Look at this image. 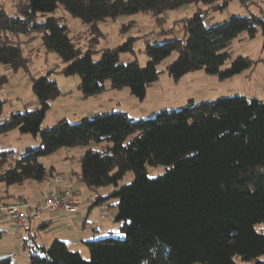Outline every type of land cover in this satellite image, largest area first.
<instances>
[{
  "label": "trees",
  "instance_id": "16d2710c",
  "mask_svg": "<svg viewBox=\"0 0 264 264\" xmlns=\"http://www.w3.org/2000/svg\"><path fill=\"white\" fill-rule=\"evenodd\" d=\"M229 1L17 0L10 13L0 0V90L11 74L29 70L32 58L25 46L36 38L62 60L61 73L79 76L83 97L107 88H127L143 99L158 78V64L173 51L177 56L166 70L175 79L197 69L219 79L231 77L252 62L239 55L223 66L230 58L227 47L241 32L252 39L260 30L264 49V8L214 22L208 11L223 10ZM60 6L88 24L94 47L83 51L76 46L60 17L38 20ZM182 6H193L192 13L181 19L183 35L145 39L148 60L144 65L119 58L120 51L133 50V37L114 48L95 49L102 35L98 23L139 12L151 13L162 23L164 12ZM94 51L101 52L97 59ZM53 72L49 69L31 77L34 107L25 104L23 111L3 115L6 99L0 95V135L18 130L40 138L18 155L0 149V186L26 180L48 182L61 173L42 158L60 148L84 145L78 170L70 174L96 192L94 204L114 200V223L123 236L112 235L113 229L85 240L89 251L85 258L61 239L46 248L33 243L30 234L31 241L25 243L29 264H241L239 260L264 264V228H255L264 222V99L231 95L189 100L179 109L163 108L148 117L112 109L77 121L62 118L42 128L50 102L62 94ZM160 164L165 171L149 177L147 166ZM129 170L133 179L119 185ZM99 187L111 190L100 194ZM18 198L26 199L21 195L14 199ZM96 232L93 237L101 235ZM4 234L0 228V240ZM0 264L14 263L5 255Z\"/></svg>",
  "mask_w": 264,
  "mask_h": 264
},
{
  "label": "rangeland",
  "instance_id": "374dc122",
  "mask_svg": "<svg viewBox=\"0 0 264 264\" xmlns=\"http://www.w3.org/2000/svg\"><path fill=\"white\" fill-rule=\"evenodd\" d=\"M3 1L5 9L12 13L14 11L13 3L17 0ZM245 2L241 0H230L226 8L223 10L210 9L208 15L210 17L212 16L214 22H222L231 15H248L251 11L259 12L264 8V0H245ZM192 11L193 6H182L175 10L164 12V20L162 23H157L155 16L151 13L142 12L131 15H119L114 20L98 23L101 27L102 35L99 37L95 49H103L106 47L114 48L128 37H133V50L120 51L119 58L123 62L136 59L141 65H144L148 60V56L145 53V39L160 41L183 35L181 19L189 16ZM50 15L60 17V23L67 25L69 35L76 46L80 47L83 51L94 47L90 39L92 32L88 29L87 23L82 22L79 18L71 16L61 6L58 7L53 14L47 13L46 15H39L38 20H45L46 17ZM162 30H166V32H161ZM262 42L263 39L260 30L256 32L252 39L247 38V33L245 31L234 38L227 47L230 58L224 62L223 66H227L232 59L239 55L249 57L252 62L248 68L225 79H219L216 75L208 74L203 69L188 71L177 79L173 78L166 70L167 64L177 56V53L173 51L158 64V78L148 86L146 95L143 99H139L130 94L127 88H107L100 94L88 97H82L81 94L80 98H78L76 95H79L77 93L80 92L78 89L79 76H66L61 73L60 69L63 66L62 60L55 52L46 50L41 45V41L36 38L29 45L25 46L26 54L32 58L29 70L27 72L20 70L13 75L11 74L8 81L4 84L3 89L0 90V95L6 99L3 115H7L11 110L23 111V106L25 104H28L29 108L36 106L37 99L32 91L31 77L40 73H46L49 69H53L54 72L51 77L56 79L58 86L65 93L50 102V106L42 123V128L50 126L62 118L77 121L84 116L82 114L85 113L87 109L94 108V110H98L100 103L104 106H111V103H118V106L128 113H134L137 112L139 108L146 107L150 112L142 113V116L138 117H148L163 108L179 109L189 100L199 102L231 95H244L247 98L257 97L264 99V49L262 48ZM100 54V51H94L93 58L97 59ZM111 109H114V107ZM39 142V134H25L20 133L18 130H13L7 135H0V149L12 150L15 155L22 152L26 146L36 145ZM85 148L86 146L84 145L76 146L70 150L60 148L55 153L45 156L43 160L46 166L54 165L59 170L64 171L67 166H70L71 170H78L79 165L77 159ZM57 156H59L61 160H59L58 163H54L53 159ZM164 171L165 166L161 164L147 166V175L149 177L157 176ZM133 176L131 170L127 171L119 180V185L130 182ZM73 184L81 189L80 196L82 199L89 196L91 190L83 182L77 180L73 181ZM10 186L12 190L21 188L25 193L28 191L36 192V189H38V182L36 180H26L23 184H13ZM5 187L6 186L3 184L0 186V189H4ZM97 191L100 194H106L110 191V188L99 187ZM108 201L114 202L113 199H108ZM98 209L99 208L95 211H98ZM0 226L6 229V234L12 233L9 223L0 222ZM112 227L113 229L115 228L112 235L123 236V233L117 228V223H115V226L113 224ZM34 228L36 229V227ZM255 228L258 231L263 230L264 222L255 224ZM24 231L27 232V229L24 228ZM105 233L102 232L101 235L92 238H97ZM24 236L26 237L27 235L25 234ZM44 238L43 230L37 229L33 239L37 241L44 240L45 242L46 239ZM52 241L47 243L46 248ZM1 248H4V246L0 240V249ZM16 250L13 251L11 255L13 263L29 264L27 247L17 245ZM79 252L83 257H89L87 247L86 250L80 249ZM1 256L5 255L0 254V257ZM262 259H264V256ZM239 263L252 264V262L243 260H239Z\"/></svg>",
  "mask_w": 264,
  "mask_h": 264
},
{
  "label": "crops",
  "instance_id": "0c3cea01",
  "mask_svg": "<svg viewBox=\"0 0 264 264\" xmlns=\"http://www.w3.org/2000/svg\"><path fill=\"white\" fill-rule=\"evenodd\" d=\"M64 93L65 92L62 91V94ZM77 94L79 95H76V97L80 98L81 93L78 92ZM111 104H112L111 106H104L102 105V103H100L99 104L100 109L99 108L98 110H94V108L87 109L85 113H83L82 115H89L95 112H102V111L107 112L112 110L111 109L112 107H114V109H122L121 107L118 106V103H111ZM149 112L150 110L147 109L146 107H141L138 109L137 112L134 113L129 112V114L142 116V113H149ZM43 159L44 158H42V161L44 162ZM59 160H61L59 156L53 159L54 163L56 162L58 163ZM56 171L61 173V175L63 176V180H64L63 184L69 186L72 185L73 187L79 189L81 193V189L73 184V181H77L78 179L75 174L74 175L70 174L71 171L70 166H67L64 171L56 168ZM43 183L44 182H38V189H36V192L28 191L27 193L23 192L21 188L12 190L11 186H6L4 189H0V202H10L17 195L23 196L30 202H35L39 198L38 191L43 186ZM6 194L7 195L10 194L12 196H4ZM95 195H97L96 192L91 190L89 196L85 199H82V203L79 205V211L76 212L75 214H68L64 210L60 209L53 214L42 215L39 219H30V221L23 227L13 228L11 226V228L10 227L9 228L11 229L12 233L9 234H6V229L0 226V228L5 229V234L1 239L4 248L0 249V254L11 256L13 251L16 250L17 245L26 247L25 243H27V241H31L29 240V236H31L30 234H33L34 236L36 234L37 229L43 230L45 236L44 239H46V241L45 242L44 240L37 241L33 239V243L35 242L39 245H42L43 247H46L47 243L57 238L63 240L70 249H75L78 251H80V249L86 250L85 240L93 237V233L95 229L98 234L99 233L101 234L102 232L108 233L109 231L113 230L112 227L113 224L115 226L114 215L116 209L114 204H112V202L109 201L94 204L92 199ZM97 208H99L98 211H95ZM34 227H36V229ZM24 228L27 229V232L24 231ZM25 234L27 235L26 236L27 238L24 236Z\"/></svg>",
  "mask_w": 264,
  "mask_h": 264
},
{
  "label": "built area",
  "instance_id": "2783aa9c",
  "mask_svg": "<svg viewBox=\"0 0 264 264\" xmlns=\"http://www.w3.org/2000/svg\"><path fill=\"white\" fill-rule=\"evenodd\" d=\"M63 176L56 174L39 189V198L35 202L27 199H14L0 203V221L7 222L15 228L25 226L30 219H39L62 209L68 214L79 211L82 203L79 190L63 184Z\"/></svg>",
  "mask_w": 264,
  "mask_h": 264
}]
</instances>
